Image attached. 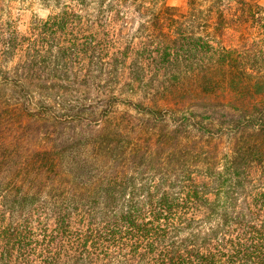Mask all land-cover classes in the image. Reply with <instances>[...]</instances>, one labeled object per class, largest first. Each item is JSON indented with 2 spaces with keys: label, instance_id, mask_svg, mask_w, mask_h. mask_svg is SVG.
Here are the masks:
<instances>
[{
  "label": "trees",
  "instance_id": "obj_1",
  "mask_svg": "<svg viewBox=\"0 0 264 264\" xmlns=\"http://www.w3.org/2000/svg\"><path fill=\"white\" fill-rule=\"evenodd\" d=\"M196 1L0 33V264H264V38Z\"/></svg>",
  "mask_w": 264,
  "mask_h": 264
},
{
  "label": "rangeland",
  "instance_id": "obj_2",
  "mask_svg": "<svg viewBox=\"0 0 264 264\" xmlns=\"http://www.w3.org/2000/svg\"><path fill=\"white\" fill-rule=\"evenodd\" d=\"M88 1L89 0H86V3ZM148 1L156 8L176 6L185 9L187 6V0ZM209 2V0H197L195 6L196 10L201 11L203 16H206L208 20H212V16L208 12ZM248 3L253 7L252 10L255 13L252 19L248 20H259V22H257L254 28L248 29L247 32L252 34V36H256L258 39H262L264 38V0H249ZM67 5L70 7H72V5L76 6V0H0V33L3 31L7 33L16 30L21 35H27L32 23L37 20H45L52 12H58ZM237 7L239 8V4L235 3L234 0H222L220 4V10L228 14L233 13ZM230 20L236 19L233 18ZM57 36L60 37L61 35L57 34ZM47 86L51 87L50 85ZM49 89H52V91H49ZM49 89L43 91L45 92V96L48 95L53 97L55 93L64 94L63 92L65 91V98L74 103H76V98H81L82 96L80 93L76 94V84L66 86V89H61L60 92H57L59 88L54 86ZM116 110L118 112L123 109L119 107ZM65 125L70 126V124ZM65 131L67 130L64 129V132ZM65 154L68 156L63 160L65 166H71V161H75L76 164V147L67 149Z\"/></svg>",
  "mask_w": 264,
  "mask_h": 264
}]
</instances>
